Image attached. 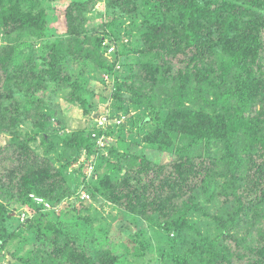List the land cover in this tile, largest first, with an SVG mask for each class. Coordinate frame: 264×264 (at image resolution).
Segmentation results:
<instances>
[{
  "label": "trees",
  "instance_id": "obj_1",
  "mask_svg": "<svg viewBox=\"0 0 264 264\" xmlns=\"http://www.w3.org/2000/svg\"><path fill=\"white\" fill-rule=\"evenodd\" d=\"M100 1L107 22L86 29ZM48 11L41 0H0V136L8 137L0 161L10 153L9 166L0 162V251L20 239L6 263L145 259L146 230L127 236L125 254L107 238L93 253L34 200L55 206L85 191L172 234L161 264H264V0H68L61 36L48 33ZM74 64L100 83L113 79L114 101L110 116H99L104 126L67 133L55 90L67 88V103L85 117L94 96L65 69ZM133 109L154 121L143 142L172 159L167 173L131 152L124 125L110 122ZM99 137L115 142L99 148ZM37 138L42 156L31 147ZM121 160L134 174L124 181ZM22 208L28 216L19 222L12 215ZM201 218L213 220L211 236L199 230Z\"/></svg>",
  "mask_w": 264,
  "mask_h": 264
},
{
  "label": "rangeland",
  "instance_id": "obj_2",
  "mask_svg": "<svg viewBox=\"0 0 264 264\" xmlns=\"http://www.w3.org/2000/svg\"><path fill=\"white\" fill-rule=\"evenodd\" d=\"M41 5L43 7H49L50 9V11H48V33L51 36L63 35L66 32V22L64 15L65 9L68 6V0H41ZM91 17L92 18H89V20L86 21V24L84 25L86 29H90L95 26L101 27V25L106 24L107 20L105 15V7L102 1L95 5L92 10ZM135 21H137L138 24L134 31H136V35L138 36V33L143 28V24H141V22L143 23V20L142 18H137ZM262 37L264 39V31L262 33ZM121 40L127 43L130 39L123 36ZM138 42L136 37V45L139 44ZM0 43L3 42L0 41ZM109 46H112V42L104 40L102 47L104 48ZM177 59H179V57ZM177 59H173L171 62L175 67H179L181 65ZM65 69H67L71 77L73 74V78L75 77L82 85L85 86L88 91H92V94H94V96L87 98L92 105V109L89 113L90 116L85 117L79 103H67L69 95V90L67 88L58 87L55 90L56 101L54 105L56 109H58L57 111L59 112V116L62 118V124L64 126L65 132L70 133L81 128L92 126V124L95 122L98 123L100 114L103 112L109 114L111 112L110 108L114 101V99H112V93L114 92V80L110 79L111 81L109 83L105 81H103L104 83H100L97 79H95L97 76L95 77L94 73L89 68H86L82 71V68L75 64L70 66L68 65ZM122 70V74H124V69L120 65L116 66L117 72H122ZM149 115L150 114H148L145 110L133 109L132 111L128 112L126 117L120 114L117 118L111 119L110 122H117V126L124 125L123 135L127 136L126 139L129 141V144L127 143L129 145L128 149L131 152L136 153L138 157L145 153L146 157L151 162L157 166L163 167L164 172L167 173L170 169V163L172 159L167 154H164L155 148H152L151 146H147L143 142L145 135L154 125V121L150 119ZM144 117H146V119H144ZM99 119H101V117ZM54 127H56V125H54ZM105 139L107 141L111 140V143L115 142V138L105 137ZM97 140L98 139L96 138V142ZM106 140L103 142L102 139H99L98 143L105 145ZM7 141V136H0L1 147L3 145H7ZM57 146L58 151L61 152L62 147L59 145ZM97 146L99 148L104 147H100L98 144ZM31 147L37 152L38 155H43L44 147L40 145L39 138H37L36 141L31 144ZM9 154V152H3V156H1L3 158L0 161L2 164L8 166L10 165L8 161L5 160V157H9ZM104 156L107 157V154L104 153ZM118 165L121 171L117 172V176L119 175V178L122 181H124V178L126 177L134 176L133 173H129L127 171V166L124 161L121 160ZM88 171L89 168L86 170V176H88L87 178H89V176L91 178L92 173L91 171ZM68 173H70V171ZM67 176L68 179L71 180L70 176ZM36 198H40L42 200V204L48 205L46 210H49L47 212L49 213L48 217L50 220L52 219L54 222L59 223L62 228L64 226L63 231L65 234H69V236L76 237L77 239H82L81 242L86 243L90 249L95 248L93 253L105 248L104 245L106 244V238L109 239V242L113 243L116 246L115 248L120 252L123 253L122 249L131 251V245L128 244L127 236H130L135 232L138 233L140 232V229H143L146 230L144 231V238L147 237L151 239V251L147 253V256L143 260L136 261L132 257L122 258L121 264H161L167 257H165V254H163L160 250H167L164 239H172L174 237L172 234H165L162 231L149 227V225H147L145 222H141L142 220L138 219L136 215L127 214L121 211L119 207L111 204L102 197L91 199L89 196V198L85 200L81 198V195L78 193L76 198L72 197L73 200L72 198L65 199L62 203L55 206L51 205L47 200L41 197ZM74 199L76 200L74 201ZM24 209L25 208L16 210V213L12 215L14 218L18 219L19 222H23V220L27 218V213L24 212ZM71 216H74L75 218H71ZM84 217H89L91 220L86 223L84 222ZM212 225H214L213 220L209 218H201V227L199 230L202 233H206V231H208L207 235L211 236V233L214 232L211 228ZM209 227L210 229H208ZM19 240L20 239H17L14 242L9 243L6 246V250L0 251V264H7L6 261L9 257L7 250H14L15 244ZM82 243L78 242V245H82ZM38 247H40V244H38Z\"/></svg>",
  "mask_w": 264,
  "mask_h": 264
},
{
  "label": "built area",
  "instance_id": "obj_3",
  "mask_svg": "<svg viewBox=\"0 0 264 264\" xmlns=\"http://www.w3.org/2000/svg\"><path fill=\"white\" fill-rule=\"evenodd\" d=\"M111 52H113V47H109L108 48V50H107V55L108 54H110ZM106 121H105V118H101V119H99L98 120V125L99 126H104L106 123H105ZM118 123L117 122H115V125H117ZM99 139H102V141L104 142V137H99L98 138V140ZM98 140H97V144L98 145H100V147H103L104 146V144H100V143H98ZM91 171V168H89V171L88 172H90ZM79 195H81V198H83V199H88L89 198V196L85 193V192H83V191H80L79 192ZM34 200H35V202L38 204V205H42L45 209H47L48 208V205L47 204H42V200L40 199V198H34Z\"/></svg>",
  "mask_w": 264,
  "mask_h": 264
}]
</instances>
